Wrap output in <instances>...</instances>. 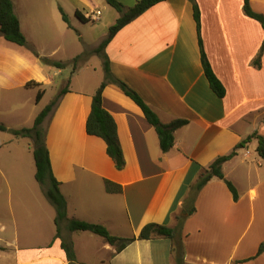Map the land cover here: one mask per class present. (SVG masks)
Segmentation results:
<instances>
[{"label": "crops", "instance_id": "obj_1", "mask_svg": "<svg viewBox=\"0 0 264 264\" xmlns=\"http://www.w3.org/2000/svg\"><path fill=\"white\" fill-rule=\"evenodd\" d=\"M119 1L130 8L139 0ZM12 2L29 47L39 56L0 36V123L10 130L30 128L44 107L67 90L43 126L68 219L133 238L147 224L175 228L177 217L187 216L181 233L184 264H264V251L258 253L264 242V160L257 139L222 167L238 200L226 181L215 177L198 193L193 214L188 216L184 207L192 186L216 159L253 133L264 137V54L260 67L253 64L264 30L244 14L243 0H197L204 49L226 88L224 98L216 95L204 74L189 0L156 4L106 46L114 77L137 92L162 123L188 122L174 132L170 151L163 152L141 108L109 83L102 100L117 125L125 160L121 170L104 140L86 131L93 97L103 82L82 76L89 60L75 71L71 65L59 69L40 60L66 63L82 54L83 46L94 50L107 37L99 41L84 30L91 21H82L77 12L86 17L104 6L114 15L108 30L120 14L112 12L106 0ZM250 3L264 15V0ZM30 82L40 85L27 86ZM39 91L44 94L37 101ZM35 173L32 141L0 131V264H68L62 239L56 238V215ZM106 181L121 186V192H109ZM62 236L72 241L78 264H175L167 238L136 239L118 251L89 231L70 232L63 225Z\"/></svg>", "mask_w": 264, "mask_h": 264}, {"label": "trees", "instance_id": "obj_2", "mask_svg": "<svg viewBox=\"0 0 264 264\" xmlns=\"http://www.w3.org/2000/svg\"><path fill=\"white\" fill-rule=\"evenodd\" d=\"M163 1L166 0H139L133 7L126 8L119 0H106L108 5H110L120 14V17L117 19L116 23L109 28L107 37L97 48L92 50V52H90L89 54L84 51L82 54L78 55L68 63L52 61L48 58L43 57L40 58L43 64H51L59 69L65 68L68 65H72L73 71H75L80 64L84 63L87 60V56H89L91 53L100 56L103 61V69L105 76L104 81L97 89L93 97L91 112L86 123V131L89 135L96 136L104 140L107 146V153L115 162L116 167L119 170L124 168L125 160L118 139L117 125L112 115L103 107L102 100L104 89L109 83L117 84L123 90V92L141 108L147 121L155 128L159 137L160 147L163 152L170 151V149L174 146V132L188 123L185 120H176L170 124L162 123L158 115L140 97L137 92L131 89L126 83L114 77L110 69L109 58L105 53L106 46L111 42V40L114 38V36L119 30H121L124 26L138 18L151 7ZM189 1L192 3L194 10V18L197 24L204 74L208 80L211 89L216 93L218 97L224 98L226 95V88L223 85L222 81L215 74L204 49L201 37V12L199 9L198 2L197 0ZM243 11L247 17L259 22L264 30V15L254 11L251 6L250 0H243ZM61 12L63 20L69 25L68 16L63 10H61ZM77 16L86 23L89 21L78 12ZM0 36H3L7 41L15 43L19 46L29 47L28 41L21 30L20 20L15 13L14 4L12 0H0ZM29 48L35 56H39L38 52L34 48ZM263 54L264 42L257 57L253 62L254 66H261ZM39 85L40 84L36 82H30L27 84V86ZM66 91V89H63L46 107H44V109L37 115L34 125L32 127L10 130L5 125L0 123V131H10L16 137L28 138L32 141L33 155L36 166L35 178L36 181L42 186L44 195L46 196L48 201L56 209V238L62 239V249L65 252L68 264H78V262L72 241L66 240L62 236V224L64 223L66 224L67 230L70 232L89 231L100 237H103L109 244L115 245L118 251H121L124 247H126L128 244L135 241L136 239L149 240L160 237L170 239L172 241V253H174L175 255V264H184L185 249L182 243L181 233L184 221L187 216H178V223L175 228H170L166 225H160L155 223L147 224L141 230L139 236L133 238H119L117 236L112 235L109 230L102 225L68 219L67 201L60 190V184L58 180L53 174L50 153L46 145V130L43 126L45 119L53 111L55 106L58 104L60 98L65 94ZM43 94L44 92L42 91L38 92L37 101L41 100ZM253 139L258 140L259 145L257 147V152L264 160V137H262L258 133H253L252 135L248 136L246 139L240 142L230 154L216 159L208 169L202 172L196 184L191 188V192L189 193L184 205L188 216L195 212L194 202L200 190L215 177L225 180L228 188L234 196V199L238 200V191L231 181L226 180L222 172V167L224 163L231 160L237 155V151L239 149L245 148L246 145L250 143ZM106 188L109 192L113 193H119L122 190L121 186L111 181H106ZM263 251L264 242L260 245L258 253L260 254Z\"/></svg>", "mask_w": 264, "mask_h": 264}, {"label": "rangeland", "instance_id": "obj_3", "mask_svg": "<svg viewBox=\"0 0 264 264\" xmlns=\"http://www.w3.org/2000/svg\"><path fill=\"white\" fill-rule=\"evenodd\" d=\"M109 9L112 10V12H114L115 14H117V11L115 9H112V8H109ZM100 10H101L102 15L99 18V20L98 21H94V22L91 21L90 24H87L86 26L83 27L84 30L91 32L92 35H94V38H96L99 41H101L102 39L105 38V36L108 34V28L107 27L109 26V24L111 23V21H114L113 20L114 15H113V13H111V11H109L104 6H101L100 7ZM73 32H74L73 33V37L78 38L77 37V35H78L77 32L76 31H73ZM80 51L81 52L86 51L87 54H89L90 52H92L91 49H88V48L86 49L85 46H83ZM62 55H63V52L61 50L58 53V57H62ZM54 60L57 61V62L60 61L58 58H55ZM70 61L66 60L65 62L68 63ZM86 61H88V62L86 63ZM86 61L84 62V63H86V65L83 67L82 76L84 78L90 80V81H95L96 79L97 80H103L104 81L103 76H105V74H104V69H103V61L100 58V56L91 53L89 56H87V60ZM65 71L68 72V74L70 75V73H71V69L70 68L65 69ZM21 142H24V141L22 140ZM37 186L40 189H42V191H43V188H42V186L39 183H38ZM44 197H46V196H44ZM46 202H48L49 208L54 212V215H56V209H55V207L48 201L47 198H46ZM63 225L66 226L65 223L62 224V226Z\"/></svg>", "mask_w": 264, "mask_h": 264}, {"label": "built area", "instance_id": "obj_4", "mask_svg": "<svg viewBox=\"0 0 264 264\" xmlns=\"http://www.w3.org/2000/svg\"><path fill=\"white\" fill-rule=\"evenodd\" d=\"M101 15H102L101 11L97 10V11H92L90 13H87L85 18L87 20L89 19L90 21L94 22V21H98Z\"/></svg>", "mask_w": 264, "mask_h": 264}, {"label": "water", "instance_id": "obj_5", "mask_svg": "<svg viewBox=\"0 0 264 264\" xmlns=\"http://www.w3.org/2000/svg\"><path fill=\"white\" fill-rule=\"evenodd\" d=\"M186 215V212H183Z\"/></svg>", "mask_w": 264, "mask_h": 264}]
</instances>
